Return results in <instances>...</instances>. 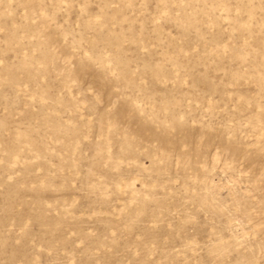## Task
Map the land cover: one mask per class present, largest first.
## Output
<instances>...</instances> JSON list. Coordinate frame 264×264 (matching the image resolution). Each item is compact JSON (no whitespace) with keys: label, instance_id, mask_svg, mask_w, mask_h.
<instances>
[{"label":"rangeland","instance_id":"rangeland-1","mask_svg":"<svg viewBox=\"0 0 264 264\" xmlns=\"http://www.w3.org/2000/svg\"><path fill=\"white\" fill-rule=\"evenodd\" d=\"M0 264H264V0H0Z\"/></svg>","mask_w":264,"mask_h":264}]
</instances>
